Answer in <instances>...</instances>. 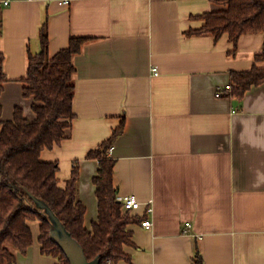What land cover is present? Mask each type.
<instances>
[{"label":"crops","instance_id":"1","mask_svg":"<svg viewBox=\"0 0 264 264\" xmlns=\"http://www.w3.org/2000/svg\"><path fill=\"white\" fill-rule=\"evenodd\" d=\"M2 1L0 102L12 112L22 106L33 118L22 79L28 52L40 49L44 22L50 56L71 38H89L72 59L75 118L41 160L58 163L59 187L78 162V195L90 229L98 161L85 157L124 120L108 153L113 184L140 206L123 211L136 222L128 226L132 246L124 247L130 260L117 264H192L196 250L203 264H264V83L240 100L216 95L230 85L231 72L251 69L264 36L244 34L234 44L227 34H189L203 26L201 15L219 8L213 0ZM144 218L152 222L149 230L141 226ZM30 224L33 243L15 253L14 264H56L41 254Z\"/></svg>","mask_w":264,"mask_h":264},{"label":"trees","instance_id":"2","mask_svg":"<svg viewBox=\"0 0 264 264\" xmlns=\"http://www.w3.org/2000/svg\"><path fill=\"white\" fill-rule=\"evenodd\" d=\"M218 9L200 16L204 21L191 35H211L218 39L227 34L235 44L244 34L260 33L264 36V0H213ZM0 4V11H1ZM2 20L0 18V40ZM89 38L74 37L68 45L53 56L49 55L47 25L39 31L40 49L28 52L22 96L31 99L30 120L20 106L13 108L9 120L2 119L0 102V264H14L16 252L24 253L33 243L30 222L38 223L37 241L42 255L57 259L56 264H69L60 247L50 239L53 227L42 202L58 219L71 237L82 247L88 261L99 264H117L129 261L125 246H132L128 226L135 217L124 213L116 201L113 184L115 160L108 153L122 133L124 120L111 136L90 150L86 159L98 161L92 178L97 200V218L87 229L84 225L86 208L79 199L78 162L71 167L70 178L64 187L57 180L58 163L44 162L41 153L61 143L75 115L72 110L74 96L72 59L79 54ZM247 71L230 73V88L220 90L221 97L242 99L246 91L264 83V42ZM4 54L0 49V96L6 82L3 70ZM192 264H203L196 250Z\"/></svg>","mask_w":264,"mask_h":264},{"label":"water","instance_id":"3","mask_svg":"<svg viewBox=\"0 0 264 264\" xmlns=\"http://www.w3.org/2000/svg\"><path fill=\"white\" fill-rule=\"evenodd\" d=\"M34 200L39 207L45 208L53 225L50 231V239L60 247L69 264H99L98 260L88 261L82 247L65 230L53 213L42 202Z\"/></svg>","mask_w":264,"mask_h":264},{"label":"built area","instance_id":"4","mask_svg":"<svg viewBox=\"0 0 264 264\" xmlns=\"http://www.w3.org/2000/svg\"><path fill=\"white\" fill-rule=\"evenodd\" d=\"M9 1L10 0H3L2 4L4 6H6V5L9 4ZM59 3L61 5H67L69 3V0H59ZM152 73H153V75H157L158 74L157 69L156 68H152ZM224 88L225 89H229L230 85H228V86H226ZM221 89L222 88L217 89V93H216L217 96L220 95V90ZM116 201L118 203H120L121 208H122V210L124 212H129L130 213V212L136 210L140 206V203L137 201L136 197L133 196V195L122 196V195L117 194L116 195ZM145 206H146L145 207L146 215L147 216L151 215L152 212H153L152 201H149L148 203H146ZM141 226L143 228L149 230L152 227V222L148 218H144L141 221ZM189 228H190V224L189 223H185V229L183 230V232L186 233Z\"/></svg>","mask_w":264,"mask_h":264},{"label":"rangeland","instance_id":"5","mask_svg":"<svg viewBox=\"0 0 264 264\" xmlns=\"http://www.w3.org/2000/svg\"><path fill=\"white\" fill-rule=\"evenodd\" d=\"M2 104V103H1ZM20 107H22V106H20ZM7 111H8V113H9V111L10 112H12V108L10 109L9 108V105L8 104H5L4 106H3V113H2V119L3 118H8L10 115H8V117H7ZM11 114V113H10ZM28 118V117H27ZM31 120V119H30ZM31 224V226H32V230L35 232V235H37L38 234V229H37V223L36 222H30ZM53 260H54V262L55 263H57L58 261H57V259H55V258H52Z\"/></svg>","mask_w":264,"mask_h":264}]
</instances>
